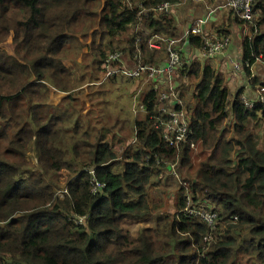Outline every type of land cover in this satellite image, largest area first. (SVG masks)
<instances>
[{
	"label": "trees",
	"instance_id": "obj_1",
	"mask_svg": "<svg viewBox=\"0 0 264 264\" xmlns=\"http://www.w3.org/2000/svg\"><path fill=\"white\" fill-rule=\"evenodd\" d=\"M177 1L0 0V264H264V108L249 111L240 100L264 86V0L253 4L255 26L243 22L251 37L242 41L241 61L257 70L244 69L241 77L250 95L243 87L231 93L211 61H193L182 72L192 89L183 98L195 150H175L154 130L151 86L120 171L116 151L102 139L104 130L121 132L104 117L111 87L122 79L101 81L106 51L133 58L139 49L145 63L160 64L163 53L148 50V39L179 32L172 16L151 13L134 34L137 5L151 10ZM9 37L12 53L2 47ZM187 44L198 49L201 40L190 36ZM85 88L87 101L80 99ZM53 92L62 94L57 104L50 103ZM29 150L34 171L27 169ZM164 161L176 164L195 199L214 205L225 223L203 258L206 227L194 220L175 214L161 227L156 217L154 228L136 236L123 227L151 217L147 191L167 174ZM90 171L106 185L103 193H91ZM72 215L87 216L86 225H76ZM232 217L237 221L230 223Z\"/></svg>",
	"mask_w": 264,
	"mask_h": 264
},
{
	"label": "built area",
	"instance_id": "obj_2",
	"mask_svg": "<svg viewBox=\"0 0 264 264\" xmlns=\"http://www.w3.org/2000/svg\"><path fill=\"white\" fill-rule=\"evenodd\" d=\"M255 0H218L216 5L207 10L206 18H195L185 31L178 38L159 37L151 35L147 42V48L150 51H158L163 53V59L160 64H148L142 60L139 49L137 56L130 58L127 53L119 50H107L105 58L101 66L102 80L109 78H122L130 81H143L149 83L155 90V107H154V130L159 133L161 139L170 147L179 150L181 146L188 145L189 149L195 150L196 144L193 141L190 122L187 117L186 102L183 94L187 90L188 79L182 75L186 70V66L193 61L203 62L212 61L222 56L230 45L228 36H220L218 38L206 35V27L209 18L214 17L218 12L229 11L237 20L247 23L250 27H254L257 21V15L253 12V4ZM130 10L134 4L127 2ZM175 4L162 2L155 8L147 10L141 4L137 5L136 17L138 24L135 27L134 34L142 31V22L150 17L152 13L154 17H167L171 14ZM199 37L201 46L198 49H191L187 46L188 37ZM135 46L140 43V38L133 36ZM251 37V36H250ZM249 37V38H250ZM186 44V46H185ZM185 55V59L182 57ZM228 65L233 75L241 79L244 75V69H251L252 75L257 74V70L250 66L248 60H236L227 58ZM250 88V85L247 86ZM140 91L137 92L139 100V111L146 115V108L142 100H140ZM249 93V92H248ZM144 98V97H143ZM244 107L253 111L257 106L264 108V86H258L252 98L245 95L240 97ZM133 136L131 144L134 143ZM36 162V160H35ZM157 163H160L157 160ZM169 175L183 192V206L176 211V217H183L188 220H194L206 227V232L202 236L203 248L198 253V259L204 257V251L214 244L225 228V223L220 220L216 211L205 202L196 200L191 193L190 182L181 177L176 169V164L163 162ZM90 187L91 193L97 195L103 193L106 185L99 182L93 171H90ZM65 188L62 187L57 191L59 199H63ZM72 219L76 225H86L87 216L77 217L72 215ZM237 217H232L229 222L234 223Z\"/></svg>",
	"mask_w": 264,
	"mask_h": 264
},
{
	"label": "rangeland",
	"instance_id": "obj_3",
	"mask_svg": "<svg viewBox=\"0 0 264 264\" xmlns=\"http://www.w3.org/2000/svg\"><path fill=\"white\" fill-rule=\"evenodd\" d=\"M181 16H183V14ZM239 24L243 26L244 23ZM245 30L249 32L250 28H246ZM2 47L11 53L13 52L11 46V37L7 39V41L2 45ZM204 62L205 61L200 63L202 64ZM66 65L69 66L68 64ZM128 81L130 80L120 79L119 81H115L114 86L111 87V92L108 95L107 102H105L103 107L105 110L104 117L106 121L117 124V128L121 130L120 133L116 131V135L112 133L107 134V130H104V136H102V139L104 138L103 140H108L110 142L109 144L117 153L118 162L116 163L117 167L114 168L115 171H120L126 161V159H124L123 157V153H125L126 157L132 153L133 149L131 146V126L134 125L136 121H139L142 118V116L140 118L134 116L131 112L133 95L135 94L137 89L141 90L140 100H142L146 91L150 87L149 83H144L142 80L134 84ZM187 88L188 92L186 90L184 94L186 93L187 96H190V93L192 92L191 86L188 85ZM88 92H91V90L85 88L84 94L80 99L85 100V97ZM61 97L62 94L53 92L50 95V103L57 104L58 100H60ZM85 101H87V98ZM184 101L187 103L185 99ZM86 108H90L87 102ZM26 162L28 165L27 169L29 171L36 170V162L32 150H29V152L26 153ZM63 173L66 174L65 172ZM182 177L188 181V179L184 175ZM178 191L179 187L177 185V182H175L167 174H165L161 179H153L147 191L151 217L147 221L140 223L124 221V229L130 235L136 236L138 232L143 228H154L156 226V217H161V227L168 225L172 220L173 216L175 215L176 211L178 210ZM198 200L205 202L210 207L214 208V205L208 203V201L204 200L202 197H199Z\"/></svg>",
	"mask_w": 264,
	"mask_h": 264
},
{
	"label": "crops",
	"instance_id": "obj_4",
	"mask_svg": "<svg viewBox=\"0 0 264 264\" xmlns=\"http://www.w3.org/2000/svg\"><path fill=\"white\" fill-rule=\"evenodd\" d=\"M217 1L218 0H179L177 3H174L175 6L170 16H172L175 26L179 32L178 36H180L183 31L190 27L195 18H206L207 10L215 6ZM182 14L183 16H181ZM208 20L209 22L205 31L206 35L216 38L222 35H227L230 38V45L227 51L222 56L212 60V64L223 74L225 83L231 93H235L241 87H243L245 92H250V89L247 87L249 82L246 79L241 81V79L236 78L227 62L228 57L241 60V45L245 37H250V30L249 32L245 30L246 28L249 29V27L245 23L243 26L239 24L243 22H240L239 20L237 21L236 17L229 11L218 12L214 15V17L209 18ZM260 78L264 80V73L260 76ZM128 82L133 84L138 83V81ZM137 92L138 89L132 98L131 112L138 118L142 116V118L139 120L141 121L144 120L146 115L138 110L140 104L137 97ZM131 133L133 138V136H135L134 125L131 126Z\"/></svg>",
	"mask_w": 264,
	"mask_h": 264
}]
</instances>
